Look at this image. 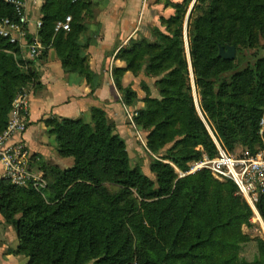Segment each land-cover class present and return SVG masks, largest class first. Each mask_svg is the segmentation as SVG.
<instances>
[{
	"label": "trees",
	"instance_id": "16d2710c",
	"mask_svg": "<svg viewBox=\"0 0 264 264\" xmlns=\"http://www.w3.org/2000/svg\"><path fill=\"white\" fill-rule=\"evenodd\" d=\"M85 6L83 0H43L37 31L43 51L36 59L53 48L66 72L90 80L78 43ZM172 6L176 15L165 23L169 35L120 50L126 66L114 71L125 114H136V132L159 156L149 163L156 180L130 166L125 140L101 109L91 110L90 122L44 120L56 137L58 155L72 158L73 166L62 170L38 163L47 182L41 192L0 179V214L17 235L14 254L27 257L28 264H264V242H258L255 260L247 262L231 252L233 244L214 237L233 221L247 222L252 213L235 195L234 183H218L207 170L177 178L174 170L185 172L204 155H217L195 108L189 66L198 107L221 146L232 149L240 132L251 152L260 141L264 57L250 63L244 48L251 46L254 28L264 30V0H181ZM67 16L70 29L55 32L56 23ZM2 18L14 19V9L0 0ZM220 46H234L235 58L219 57ZM36 59H24L18 46L0 37V133L15 95L38 82ZM126 71L156 78L158 96L143 85V105L131 110L137 94L121 86ZM107 183L119 190L110 192ZM263 203L264 196L257 202L264 217Z\"/></svg>",
	"mask_w": 264,
	"mask_h": 264
},
{
	"label": "crops",
	"instance_id": "0c3cea01",
	"mask_svg": "<svg viewBox=\"0 0 264 264\" xmlns=\"http://www.w3.org/2000/svg\"><path fill=\"white\" fill-rule=\"evenodd\" d=\"M180 1L83 0L86 4L81 14L84 31L78 43L81 55L87 58L92 77L87 80L78 72H66L53 48L47 50L43 59L34 61L39 78L28 91L27 129L22 136L31 154L33 171L41 173L37 170L40 162L62 170L74 164L72 158L58 155L56 137L44 123L46 119L56 117L90 122L91 110L98 108L105 112L119 132L131 131L125 123L122 95L115 85L114 71L126 66L118 56L119 51L135 41L144 39L152 43L159 39L156 35H169L165 23L176 15L172 3ZM42 4L43 0H36V5L29 7L31 20L28 29L31 33L36 32V20L40 19ZM148 61L147 58L145 62ZM154 81L149 82L146 77L140 74L134 76L129 71L122 74L121 86L130 87L137 94L131 110L143 105L141 99L146 94L142 90L143 85L148 87L151 96L158 95L154 90ZM1 172L0 165V175ZM18 245L15 230L0 214V264H28L27 257L14 254Z\"/></svg>",
	"mask_w": 264,
	"mask_h": 264
},
{
	"label": "built area",
	"instance_id": "2783aa9c",
	"mask_svg": "<svg viewBox=\"0 0 264 264\" xmlns=\"http://www.w3.org/2000/svg\"><path fill=\"white\" fill-rule=\"evenodd\" d=\"M14 9V19H0V37L19 47L23 58L33 60L43 51V46L37 37V31L42 26L40 19L36 20V32L28 29L30 23L29 7L36 5V0H2ZM80 0H72L76 3ZM71 17L56 23L54 31H68ZM30 40L28 39V36ZM29 110V92L25 89L19 91L12 103L8 114L6 128L0 133V165L2 172L0 179L10 182L17 187H31L37 192L46 188L47 182L41 173L31 168V154L22 136L27 129V116ZM131 123L135 113L130 114ZM261 131L264 130V115L260 118ZM135 128V127H134ZM140 135V134H138ZM217 155L213 158L203 156L194 163L190 171L208 170L218 180L234 183L237 193L242 196L252 211L258 214L257 202L264 196V155L263 153L245 152L239 157L233 156L221 146L211 132ZM141 137V136H140ZM141 139V138H140ZM140 142H143L141 140Z\"/></svg>",
	"mask_w": 264,
	"mask_h": 264
},
{
	"label": "rangeland",
	"instance_id": "374dc122",
	"mask_svg": "<svg viewBox=\"0 0 264 264\" xmlns=\"http://www.w3.org/2000/svg\"><path fill=\"white\" fill-rule=\"evenodd\" d=\"M184 43H185V52L187 55V60H188V63L190 65V59H189V54H188V44H187L186 38H184ZM245 46L246 47L244 48V50H245L244 53L247 55V58H248L247 61H249L250 63H254L256 59L264 57V30L261 28L260 29L254 28L252 44H251V46H248L247 44ZM240 47L243 48V46H240ZM189 71H190V83H191V88H192V94H193V98L195 101V108H196L197 114L200 117V119L202 120L204 126L206 127V129L208 130V132L211 136L212 130L210 129V127L206 123V120L204 119V117H203V115H202V113L198 107V97H197L196 90H195V87L193 84V75H192V71H191L190 66H189ZM140 75L144 76L143 73H141ZM144 77H146L149 82L153 81L154 79L156 81V78L147 77V76H144ZM155 81H154V88H155L154 90H155V93L157 92V94H158V91H157L156 86H155ZM132 113L133 112L130 111V114H132ZM262 115H264V110H263ZM125 117H126L125 123L129 126L131 131L128 132V131L124 130L123 132H119L117 129L116 130L118 131L117 133L125 140V143L129 149V151L128 150L127 151H128V155H129V159H130V166L132 168L139 166L145 175H147L150 179L155 181L156 177L153 173L150 172L149 163H150L152 158H158L159 156L150 152V150L146 148L145 144L140 142L143 138V134L138 135L139 133L136 132V128H134L135 125H134V127H132L133 126V123H131L132 117L130 119V115L127 113L125 114ZM85 122H87V121H85ZM132 122H133V120H132ZM263 133H264V130L261 131V128L259 125L258 135L260 137V141L255 142L253 152H251L249 146L246 145L247 144L246 140L244 138H242V136H243L242 132H240L238 134V136H237L238 138H236V140L233 142L232 149L226 148V150L229 153H231L233 156H236V157H239L240 155H242L245 152H249L251 154L260 152V153H263V155H264ZM121 134H123L125 136V138ZM125 134H127V135H125ZM213 135L218 140V142L220 143L217 136H215L214 133H213ZM211 139L213 140L212 136H211ZM197 162L189 163L188 164V170L185 172L179 171L178 169L174 168L175 173L177 174V178H183L186 175H194L198 171L206 170V169H201V170L199 169V170H196L193 172L190 171L189 173H187L190 170L191 166ZM211 177L218 183H226L227 182L226 180H218L212 175H211ZM105 186L112 193L117 192L119 190V187H117L116 185H113V184L107 183V184H105ZM132 195L136 198L135 192L133 190H132ZM235 195L240 196L237 193V191L235 192ZM212 197H213V191L211 190L209 192V199H211ZM240 197L243 198L242 196H240ZM243 200H245V199L243 198ZM263 205H264V203H263ZM214 237L216 239L222 241V242L233 244L234 246L232 247L231 252L234 255H236L238 259H243L247 262H253L258 255V242L259 241L264 242V217L261 214V212L259 211V209H258V214H255L252 211L247 222L241 223L238 221H233L229 225L222 227L221 229L216 231Z\"/></svg>",
	"mask_w": 264,
	"mask_h": 264
},
{
	"label": "water",
	"instance_id": "95a60500",
	"mask_svg": "<svg viewBox=\"0 0 264 264\" xmlns=\"http://www.w3.org/2000/svg\"><path fill=\"white\" fill-rule=\"evenodd\" d=\"M236 56V49L234 46L219 47V57L224 60H233Z\"/></svg>",
	"mask_w": 264,
	"mask_h": 264
}]
</instances>
